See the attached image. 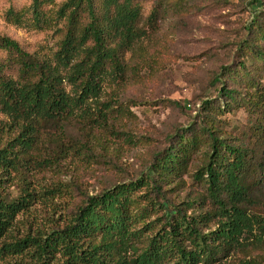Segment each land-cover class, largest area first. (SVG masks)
<instances>
[{
  "label": "trees",
  "instance_id": "16d2710c",
  "mask_svg": "<svg viewBox=\"0 0 264 264\" xmlns=\"http://www.w3.org/2000/svg\"><path fill=\"white\" fill-rule=\"evenodd\" d=\"M189 2L30 0L4 9L8 24L38 38L0 32V264H262L264 82L244 59L214 76L219 101H204L200 119L166 134L141 175L92 195L76 177L34 178L86 160L90 149L72 127L106 123L107 89L132 76L128 60L147 55L157 19L190 12ZM251 25L238 50L263 69L264 23ZM238 108L251 124L236 134L224 116ZM11 185L14 198L4 193ZM34 203L58 219L7 241ZM250 248L263 254L239 257Z\"/></svg>",
  "mask_w": 264,
  "mask_h": 264
},
{
  "label": "rangeland",
  "instance_id": "374dc122",
  "mask_svg": "<svg viewBox=\"0 0 264 264\" xmlns=\"http://www.w3.org/2000/svg\"><path fill=\"white\" fill-rule=\"evenodd\" d=\"M29 1L0 0V32L20 41L38 38L37 34L8 24L3 16L9 3L21 8ZM189 6L188 13L167 14L157 19L146 41L147 55L128 60L132 76L121 86L107 89L111 111L106 123L101 127L88 124L83 131L72 127L73 137L80 141L82 149L91 150L84 152L86 160L66 163L65 174L46 171L43 177L42 173L35 174V179L47 184L57 178L67 182L76 177L82 190L92 195L118 179L141 175L151 151L164 146L166 134L200 119L204 101H219L216 74L222 77L225 68L232 69L237 61L244 59L256 79L264 82V67L259 69L261 61L252 56L243 57L238 50L247 27L253 26L251 22L260 19L264 23V0H190ZM261 43L263 50L264 39ZM224 117L229 119L228 128L236 134L251 124L250 116L242 108L226 112ZM74 165L76 168L72 169ZM4 193L8 198L18 194L14 185ZM262 195L264 198V188ZM30 208L26 214L17 215L7 241L27 233L43 232L50 220H57L60 215L41 203ZM262 254L250 248L239 257ZM260 257L264 264V255Z\"/></svg>",
  "mask_w": 264,
  "mask_h": 264
}]
</instances>
